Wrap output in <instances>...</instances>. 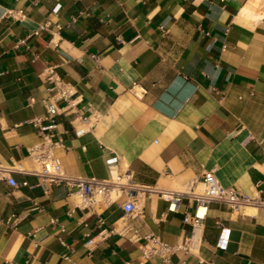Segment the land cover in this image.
I'll return each mask as SVG.
<instances>
[{"label": "crops", "instance_id": "obj_1", "mask_svg": "<svg viewBox=\"0 0 264 264\" xmlns=\"http://www.w3.org/2000/svg\"><path fill=\"white\" fill-rule=\"evenodd\" d=\"M57 79L74 91L66 111L50 90ZM46 107L67 175L107 179L112 160L142 186L180 190L214 171L252 194L264 188V0H0V165L34 167L31 121ZM12 176L17 187L0 181V264H139L144 241L119 232L124 196L91 213L64 185ZM136 198L141 214L128 222L141 235L174 244L190 234L193 205L170 212L157 194ZM143 264H264V208L212 203L197 250Z\"/></svg>", "mask_w": 264, "mask_h": 264}, {"label": "built area", "instance_id": "obj_2", "mask_svg": "<svg viewBox=\"0 0 264 264\" xmlns=\"http://www.w3.org/2000/svg\"><path fill=\"white\" fill-rule=\"evenodd\" d=\"M7 13L11 17L17 13L23 16L21 11L8 10ZM47 26V23L42 24L40 30ZM56 27L59 29L58 25ZM47 79L52 80V75L48 76ZM52 82L53 85L50 90L54 91L53 97L65 103L61 110L70 109L72 106L71 97L74 94L72 86L60 79ZM132 92L136 97H140L145 91L138 86H133ZM56 114L52 107H46L43 118L37 117L31 121L39 135V141L28 150V158L34 167L25 169L19 163L0 165V181L6 182L11 187H17L18 184L12 175L13 173H23L35 176L43 183L64 185L71 189L69 194L75 197V206L91 213H95L100 206H110L124 196L125 200L121 204L124 217L119 232L121 235L128 234L131 241H144L140 245L141 261L139 264H143L152 257H158L167 263L171 256L178 252L187 253L197 250L201 245L207 211L212 203H219L232 213L243 212L249 207L264 208V188H257L252 194L238 192L232 187L222 186L216 179L214 171H204L198 182H193L180 190L138 185L133 181L130 172H118L116 170L117 163L112 160H108L110 176L107 179L67 175L62 170L60 160L54 155V149L61 144L54 133ZM93 117L95 119L97 116L94 115ZM44 120L47 121L46 124H42ZM74 121L86 123L92 121V117L91 115H77ZM75 132L80 134L83 130L80 129ZM258 144L262 155H264V135L261 136ZM21 185L26 186L27 183L24 181ZM138 192L157 194L160 199L168 204L170 212H175L183 200L189 205H193V211L185 213L183 217V222L191 227L190 234L182 241L174 244L162 241L152 233L141 235L139 230L132 227L128 222L141 214L140 205L136 198ZM99 224H103L101 219H99ZM228 238L229 231L221 229L216 246L219 249H226ZM91 244H93L92 238L88 239L86 246ZM123 264L132 263L126 261Z\"/></svg>", "mask_w": 264, "mask_h": 264}]
</instances>
